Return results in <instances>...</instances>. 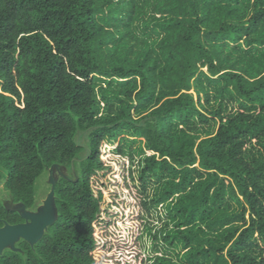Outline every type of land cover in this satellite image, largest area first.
I'll return each mask as SVG.
<instances>
[{
  "label": "trees",
  "instance_id": "trees-1",
  "mask_svg": "<svg viewBox=\"0 0 264 264\" xmlns=\"http://www.w3.org/2000/svg\"><path fill=\"white\" fill-rule=\"evenodd\" d=\"M97 93L120 111L98 117ZM211 93L222 98L214 112ZM224 100L244 111L225 115ZM209 114L220 122L215 134L190 127ZM127 133L152 154L141 180L168 179L153 205L182 193L171 217L189 234L198 220L244 221L217 261L264 264L250 254L256 236L264 242V152L244 149L257 140L264 150V0H0V186L31 210L48 170L74 171L55 185V224L0 264H146L137 242L150 203L132 155L106 148ZM197 179L203 192L191 202ZM231 200L240 216L228 214ZM23 223L0 200V228ZM172 232L166 242L188 235Z\"/></svg>",
  "mask_w": 264,
  "mask_h": 264
},
{
  "label": "rangeland",
  "instance_id": "rangeland-1",
  "mask_svg": "<svg viewBox=\"0 0 264 264\" xmlns=\"http://www.w3.org/2000/svg\"><path fill=\"white\" fill-rule=\"evenodd\" d=\"M207 71V69H205ZM197 97L196 93H193ZM112 96L108 97V100L104 101L100 95L97 93V99L100 101V111L98 117H104L108 114L110 109L115 111H120V105L117 101L110 99ZM206 101L203 98V102ZM222 98L214 96L211 93L210 104L208 109L210 111H217L221 105ZM224 114L230 115L237 112L244 111L241 105L232 100H224ZM220 126L219 120L212 116L208 115L207 119L201 120L198 117H195L190 122V127H195L198 129V133H201V130L209 131L211 134H215ZM180 129L183 126L179 127ZM204 136V134H202ZM123 139L118 138L116 141L106 140V148L108 151H114L118 146L125 148V151L130 153L133 157L132 171L135 179V186L143 193L147 201L150 203V208L147 211H144L142 214L143 226L141 228L139 239L137 242L139 251L144 257L146 264H155L157 258L160 259L159 264H191L188 254L193 249L194 263L197 264H225L221 260L222 257L226 256L227 250L224 252L219 250L226 242V237L229 235V232L232 226L241 227L244 224V221L236 220L231 226L221 228L211 224L209 221L207 224L201 223V220H198V226L196 232L193 234L190 233V227L181 226L178 228L176 222L178 220L171 217L172 213H176L174 208L175 204L179 205L180 197L182 193L173 196L168 201L164 203H156L153 205V202H156L163 194L167 191V182L168 179H163L161 176L151 175L145 181L141 180V171L143 169V161L145 157L152 155L148 150H146L144 139L135 137L132 133H127L123 136ZM254 148L256 152H264L262 146L258 144L257 140H252L247 143L244 149L250 150ZM86 156V153H82L79 157V161ZM79 161L75 162L76 165L79 164ZM74 171L72 168H65L60 166H54L48 170L38 181L37 183V201L35 206L28 210L24 206L14 205L11 203V198L8 192L4 189L3 185L0 186V200L5 203V205L10 208L19 211L22 216L25 218V224L38 226L44 225L45 217H49V221L55 219V201L53 200L52 192L54 185L62 178H72ZM206 177L203 178V180ZM200 179L195 180L192 184L191 191L187 192L186 195L190 196V201H194L198 195L202 194L203 190L198 188ZM163 197V196H162ZM152 203V204H151ZM229 208L228 214L235 215L240 214L243 211V205L239 204L237 201L231 200L227 204ZM46 209V210H45ZM219 210H217V213ZM215 213V216L216 214ZM47 214V215H45ZM213 215V217H215ZM249 214L246 215V220H248ZM174 219V220H173ZM39 227V228H40ZM36 228V227H35ZM169 229V231H184L188 234L187 236L175 234L176 238L172 239L173 243L166 242L163 237V232ZM202 231V232H201ZM172 232V233H173ZM192 236L194 238L192 239ZM175 237V236H174ZM189 237L191 243L187 246L185 238ZM17 244H12L8 249L16 250ZM232 244L227 245L229 249ZM250 254L257 258L258 262L264 260V242L260 241L257 236L254 240L253 246H251ZM221 257L217 261L218 257Z\"/></svg>",
  "mask_w": 264,
  "mask_h": 264
},
{
  "label": "water",
  "instance_id": "water-1",
  "mask_svg": "<svg viewBox=\"0 0 264 264\" xmlns=\"http://www.w3.org/2000/svg\"><path fill=\"white\" fill-rule=\"evenodd\" d=\"M55 185L52 192L53 200L55 198ZM55 212V219L53 221H49V217H45L44 225H41V227L39 225L38 228L35 225L31 226L25 223L18 225L6 224L3 228H0V256L4 254L10 245L18 244L21 240H24L31 245L37 244L44 237L48 229L57 221L56 207Z\"/></svg>",
  "mask_w": 264,
  "mask_h": 264
}]
</instances>
